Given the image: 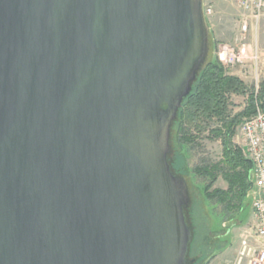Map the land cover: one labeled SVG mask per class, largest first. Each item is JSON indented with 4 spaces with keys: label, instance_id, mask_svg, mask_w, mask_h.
Returning <instances> with one entry per match:
<instances>
[{
    "label": "water",
    "instance_id": "water-1",
    "mask_svg": "<svg viewBox=\"0 0 264 264\" xmlns=\"http://www.w3.org/2000/svg\"><path fill=\"white\" fill-rule=\"evenodd\" d=\"M204 0H0V264H189L172 131Z\"/></svg>",
    "mask_w": 264,
    "mask_h": 264
},
{
    "label": "rangeland",
    "instance_id": "rangeland-1",
    "mask_svg": "<svg viewBox=\"0 0 264 264\" xmlns=\"http://www.w3.org/2000/svg\"><path fill=\"white\" fill-rule=\"evenodd\" d=\"M214 6L215 13L206 17L210 33V54L206 64L213 58L222 61L220 55L226 47H234L236 51H244L242 62L228 73L240 77L248 88L255 86L264 80V14L256 19H247L248 29L241 31V13L235 5L223 0H204V7ZM248 103L245 96H233L230 111L236 115L243 111ZM177 122L175 123V125ZM172 132L171 158L177 169L184 172L189 185L191 202L189 205V217L194 227V239L189 254V264H209V262L223 251L232 256L229 262H233V255L239 249L240 231L249 224L252 217L251 200H246L244 210L236 217L224 221L222 206L217 203H209L204 196L203 188L206 184L203 177L193 173V169L204 163H217L222 159L223 147L221 140L213 139L211 129L217 127L216 123L207 126L200 134L196 133V146H187V151L179 148L176 140V128ZM187 155V157L185 156ZM182 161V164L180 165ZM187 163L188 170L184 168ZM228 189V183L223 177H219L212 190ZM211 190V191H212ZM226 223V227L223 225ZM220 263V259L217 261Z\"/></svg>",
    "mask_w": 264,
    "mask_h": 264
},
{
    "label": "trees",
    "instance_id": "trees-1",
    "mask_svg": "<svg viewBox=\"0 0 264 264\" xmlns=\"http://www.w3.org/2000/svg\"><path fill=\"white\" fill-rule=\"evenodd\" d=\"M233 96L248 98L246 107L236 115H232L230 111ZM257 102L264 110V80L256 93L255 87L248 88L240 77L228 73L218 59L212 58L198 75L191 94L184 100L179 111L177 124H174L179 148L185 151L188 149L187 146H196L195 131L200 134L212 123L217 124V127L210 132L213 139L222 142V159L214 164L204 163L202 166H197L193 169V173L203 177L206 182L203 188L205 199L210 204L215 202L222 206L223 222L229 217H236L246 206V195L251 187L249 174L252 164L234 146L233 137L235 127L245 117L254 114ZM185 156L187 157L186 154ZM170 161L175 172L184 175V172L177 169L179 162L176 167L172 158ZM183 165L184 168H188L187 163L183 162ZM220 176L228 183L226 191L212 190Z\"/></svg>",
    "mask_w": 264,
    "mask_h": 264
},
{
    "label": "built area",
    "instance_id": "built-area-1",
    "mask_svg": "<svg viewBox=\"0 0 264 264\" xmlns=\"http://www.w3.org/2000/svg\"><path fill=\"white\" fill-rule=\"evenodd\" d=\"M235 5L241 13V31L248 29L247 19H256L264 14V0H223ZM206 17L214 13V6L204 7ZM243 49L226 47L220 55L224 68L234 69L242 62ZM233 75V74H232ZM258 78L255 82L256 93L260 88ZM233 144L245 159L252 164L249 174L251 187L246 198L251 200L252 217L248 225L240 231V245L233 262L228 264H264V110L259 102L255 112L245 117L236 127ZM226 227V223L223 225Z\"/></svg>",
    "mask_w": 264,
    "mask_h": 264
},
{
    "label": "crops",
    "instance_id": "crops-1",
    "mask_svg": "<svg viewBox=\"0 0 264 264\" xmlns=\"http://www.w3.org/2000/svg\"><path fill=\"white\" fill-rule=\"evenodd\" d=\"M228 251H223L220 255L216 256L214 259H212L209 264H226L229 262L230 258H232L231 255L227 253ZM237 253V251H236ZM236 253L233 255V258L236 256ZM220 259V263H217V261Z\"/></svg>",
    "mask_w": 264,
    "mask_h": 264
}]
</instances>
